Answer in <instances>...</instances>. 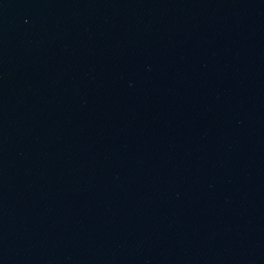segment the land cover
Masks as SVG:
<instances>
[{"label":"water","instance_id":"95a60500","mask_svg":"<svg viewBox=\"0 0 264 264\" xmlns=\"http://www.w3.org/2000/svg\"><path fill=\"white\" fill-rule=\"evenodd\" d=\"M0 264H264V0H0Z\"/></svg>","mask_w":264,"mask_h":264}]
</instances>
